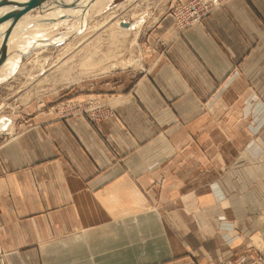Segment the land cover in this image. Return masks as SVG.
<instances>
[{
	"label": "crops",
	"instance_id": "1",
	"mask_svg": "<svg viewBox=\"0 0 264 264\" xmlns=\"http://www.w3.org/2000/svg\"><path fill=\"white\" fill-rule=\"evenodd\" d=\"M176 28L150 72L108 83L112 117L42 118L0 147V264L264 255V0Z\"/></svg>",
	"mask_w": 264,
	"mask_h": 264
},
{
	"label": "rangeland",
	"instance_id": "2",
	"mask_svg": "<svg viewBox=\"0 0 264 264\" xmlns=\"http://www.w3.org/2000/svg\"><path fill=\"white\" fill-rule=\"evenodd\" d=\"M193 1L195 0H112L108 6L89 10L85 15L80 13L78 16L79 13L75 12L79 9L76 6L78 1L61 0L54 3L53 0H47L46 9L43 6L29 12L20 24L22 27L17 30L20 39L23 40L21 45L15 52L13 49L9 55L7 54L8 58L16 53V60H11L6 66V58L3 64L6 68L2 69L0 75V147L3 148L18 139L23 134L20 129L40 126L38 122L40 123L42 118L66 120L84 117L98 126L102 120L112 117L114 112L110 106L102 104L97 107L92 105L94 100L109 101L105 94H115L110 92L112 88L108 83L111 81L117 79L126 83L127 80L139 78L142 73L150 72L147 60L149 49L150 52L160 50L162 53L168 50V41L162 37L163 34L158 37L155 35L158 32V25L164 20H177L182 9L185 16L183 23L189 22L191 13L187 14L186 11L189 9L185 7ZM231 1L228 0L227 3ZM64 9L65 13L61 12ZM209 15L211 13L206 15L202 22L191 25L188 23L183 26L184 28L178 26L176 29L181 34L192 26L202 25ZM118 21L121 27L116 24ZM40 22L44 24L40 26ZM140 22V33L137 37L135 30L125 35L121 29ZM96 28L98 29L95 30ZM88 50L91 51V55ZM60 57L62 59H59ZM131 57L134 58L133 61L137 59L141 61L140 68L135 64L130 65V68L121 67V62ZM86 61L87 63H84ZM92 62L96 65L91 69ZM113 64H116V68L112 67ZM75 79L77 80L73 81ZM77 101L83 103L82 107L76 105ZM12 123L15 124L14 132L1 130L7 125L10 127ZM198 147L203 149L204 145L198 142ZM233 147L230 146V150H233ZM0 255L1 258L6 256L4 252H0ZM218 264H264V255L258 254L239 262L229 258Z\"/></svg>",
	"mask_w": 264,
	"mask_h": 264
},
{
	"label": "bare ground",
	"instance_id": "3",
	"mask_svg": "<svg viewBox=\"0 0 264 264\" xmlns=\"http://www.w3.org/2000/svg\"><path fill=\"white\" fill-rule=\"evenodd\" d=\"M1 1V0H0ZM9 1H12V3H13V5H10V6H8V7H5V8H0V19H5V21H7V22H5V24H3L2 26H4V27H1V25H0V51H1V54H0V66H1V70H0V75L2 74V72H3V70L2 69H4L5 70V68H6V66L9 64V63H11V60H13V59H15V57H16V53H14L13 55H11L10 57H8L7 58V54L9 55L10 54V52L11 51H13V49H14V51L13 52H15V50L21 45V43H22V41L23 40H21L20 39V37H19V32H17V30H19V27L21 26L20 24H21V22L24 20V17H26L27 15H28V13H26L25 15H23V17L22 18H20V20L19 21H17L14 25H12L11 26V24H10V22H11V19H13L15 16H16V14L22 9V7L26 4V3H28V1L29 0H9ZM47 0H42V2L40 3V5L37 7V8H43V6L45 7L46 6V4H47V2H46ZM61 2V0H53V2L54 3H56V2ZM65 1H67V0H65ZM76 1H78V2H76V6L79 8V9H76V8H73L74 10H75V12H77V13H79L78 14V16H80V13H82L81 15H85L86 13H87V11L89 12V10H94V9H101L102 7H104V6H108L109 5V3L112 1V0H76ZM133 1H135V0H133ZM224 0H216V2H214V0H210V6H212V7H215V6H219V7H217L218 9L219 8H222V7H224L225 5L224 4H222V2H223ZM45 2H46V4H45ZM49 2V1H48ZM128 2H130L131 3V1H128ZM228 1H226V3H227ZM74 3V2H73ZM121 3H123V2H121ZM130 3L128 4V5H130ZM134 3V2H133ZM132 3V4H133ZM14 4H18L19 6H17V5H14ZM45 4V5H44ZM147 4H149V3H147ZM189 4V3H188ZM57 5V4H56ZM120 5V4H119ZM121 5H123V4H121ZM49 6H50V4H49ZM66 6V5H65ZM132 6V5H131ZM67 7V6H66ZM120 7V6H119ZM125 7V6H124ZM37 8H35V9H37ZM47 8H48V6H47ZM130 8V7H129ZM187 9H189L190 8V6H187L186 7ZM185 8V9H186ZM35 9H33V10H35ZM45 9H46V7H45ZM128 9V8H127ZM32 10V11H33ZM51 10V9H50ZM57 10V9H56ZM96 10V11H97ZM122 10V9H121ZM217 10V9H216ZM216 10H214V11H216ZM31 11V12H32ZM65 9L64 10H62L61 12H64L65 13ZM68 11V10H67ZM183 9L181 10V12H180V14H179V18L177 19V20H175V24L176 23H178V22H180L181 20H183L184 18H185V16L183 15L184 13H183ZM213 11V12H214ZM49 12V11H48ZM51 12V11H50ZM75 12H73V14H76ZM120 12V11H119ZM188 12H189V10L188 11H186V13L188 14ZM96 13H99V12H96ZM117 13V12H116ZM123 13V12H122ZM142 13V12H141ZM140 13V14H141ZM51 14V13H50ZM121 14V13H120ZM181 14L183 15V16H181ZM52 15V14H51ZM53 15H54V13H53ZM116 15V14H115ZM134 12H133V17H134ZM137 15V14H136ZM186 15V14H185ZM73 16V15H72ZM187 16V15H186ZM84 17V16H83ZM111 17V16H110ZM132 17V18H133ZM144 17V16H143ZM116 18V17H115ZM118 18V17H117ZM138 18V17H137ZM142 18V17H141ZM157 18V17H156ZM110 19V18H109ZM120 20H121V18H120ZM123 20V19H122ZM140 20H142V19H140ZM144 20V19H143ZM154 20V19H153ZM30 21H32V20H30ZM145 21V20H144ZM42 22V21H41ZM40 22V23H41ZM112 22V21H111ZM142 23H143V21H141ZM141 22L140 23H137V24H135V23H133V24H131L130 26L129 25H127V24H125V23H123V25H127V26H129V27H127V28H125V27H123V28H121L124 32H125V35L128 33V32H131L132 30H135L136 31V37L139 35V26H141ZM10 24V25H9ZM42 24H44V23H41V24H39L40 26H42ZM117 25H119L120 24V21H118L117 23H116ZM183 24V22H180V23H178L177 25H176V27L178 28V26L179 25H182ZM104 25V24H103ZM120 26V25H119ZM122 26V25H121ZM120 26V27H121ZM144 25L142 24V27H143ZM22 27V26H21ZM96 27V26H95ZM98 28H96L95 30H97ZM121 29H117V30H121ZM142 30V29H141ZM22 31V30H21ZM116 33H119V32H117L116 31ZM121 33V32H120ZM119 33V34H120ZM123 33V32H122ZM121 33V34H122ZM40 34V33H39ZM38 34V35H39ZM49 34H51V33H49ZM96 34V33H95ZM124 34V33H123ZM122 34V35H123ZM129 34V33H128ZM124 35V36H125ZM86 37V36H85ZM139 38V37H138ZM87 40V39H86ZM133 40V39H132ZM135 40H137V39H135ZM83 41V40H82ZM99 41V40H98ZM133 43V42H132ZM87 44H89V43H87ZM130 46H132V45H130ZM70 47V46H69ZM76 48L78 47V46H75ZM74 47V48H75ZM92 47V46H91ZM73 48V49H74ZM94 48V47H93ZM95 48H96V46H95ZM98 49V48H97ZM64 50V49H63ZM80 50V49H79ZM66 51H67V48H66ZM68 51H70V50H68ZM88 51H90V50H88ZM17 52V51H16ZM96 52V51H95ZM69 53V52H68ZM68 53H66V57L68 56L67 54ZM92 54H93V52H92ZM96 54H98V53H96ZM85 55H88V54H85ZM90 55H91V51H90ZM90 55H89V57H90ZM84 56V55H83ZM62 57H64V55H62ZM65 57V58H66ZM76 57V56H75ZM99 57V56H98ZM97 57V58H98ZM103 57V56H102ZM6 58H7V63H5V61H6ZM38 58V57H37ZM100 58V57H99ZM98 58V59H99ZM105 58V57H104ZM59 59H62L61 57L59 58ZM69 59V58H68ZM67 59V60H68ZM74 59V58H73ZM95 59V58H94ZM97 59V60H98ZM134 59V58H133ZM133 59H132V57L130 58V59H128V60H123L122 62H121V67H129L130 68V65H133V64H135V66H138L139 68H140V65H141V61L140 60H135V61H133ZM16 60V59H15ZM67 60H66V62H67ZM83 60H85V59H83ZM88 60H89V58H88ZM97 60L95 61V62H97ZM59 61H62V60H59ZM133 61V62H132ZM58 62V61H57ZM69 62H70V60H69ZM82 62V61H81ZM95 62H92V64H91V69L93 68V67H95V66H93V65H96V63ZM101 62V61H100ZM100 62H98V63H100ZM5 63V65L3 66V64ZM84 63H87V61L86 62H84ZM90 63V62H89ZM97 63V64H98ZM66 64V63H65ZM57 65V64H56ZM74 65V64H73ZM81 65V64H80ZM55 66V65H54ZM116 66V64H113L112 65V67H115ZM119 66V65H118ZM137 67V68H138ZM116 68V67H115ZM134 68V67H133ZM86 73V72H85ZM99 74V73H98ZM1 77V76H0ZM77 79H75V80H73V81H76ZM32 82V81H31ZM41 82V81H40ZM95 102L94 103H92V105H97V107H100V106H102V104H104V105H110V101H100V100H94ZM78 103H76V105H79V106H81L82 107V105H83V103L81 102V101H77ZM107 103V104H106ZM101 112V111H100ZM98 113V112H97ZM12 125V124H11ZM10 125V127L7 125V127H5V129H1L2 131L3 130H5V131H7V132H13L14 130V127H13V125L11 126Z\"/></svg>",
	"mask_w": 264,
	"mask_h": 264
},
{
	"label": "built area",
	"instance_id": "4",
	"mask_svg": "<svg viewBox=\"0 0 264 264\" xmlns=\"http://www.w3.org/2000/svg\"><path fill=\"white\" fill-rule=\"evenodd\" d=\"M226 1L228 0H224L222 4H225ZM214 2H216V0H214ZM187 5L190 6L188 13H191L190 15L191 17L189 19V22L184 21L182 25H179L181 29L184 28L188 23L191 25L196 22H202L206 15L212 13L214 10L218 9L217 7H219V6H215V7L210 6V0H195ZM180 22H183V20H181Z\"/></svg>",
	"mask_w": 264,
	"mask_h": 264
},
{
	"label": "water",
	"instance_id": "5",
	"mask_svg": "<svg viewBox=\"0 0 264 264\" xmlns=\"http://www.w3.org/2000/svg\"><path fill=\"white\" fill-rule=\"evenodd\" d=\"M41 2H42V0H29L28 3H26L22 7V9L16 14V16L13 19H11V22H10L11 26L14 25L17 21H19L20 18L23 17V15H25L26 13H29L33 9L37 8ZM10 5H13L12 1H9V0L0 1V8L1 9L8 7ZM14 5L19 6L18 4H14ZM5 22H7V21H5V19H0V25L5 24Z\"/></svg>",
	"mask_w": 264,
	"mask_h": 264
}]
</instances>
